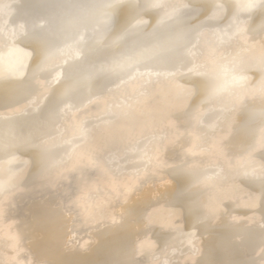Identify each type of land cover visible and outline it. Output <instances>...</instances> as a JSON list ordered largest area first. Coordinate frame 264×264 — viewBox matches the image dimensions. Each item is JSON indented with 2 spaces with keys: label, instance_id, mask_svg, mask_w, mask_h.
I'll list each match as a JSON object with an SVG mask.
<instances>
[{
  "label": "bare ground",
  "instance_id": "obj_1",
  "mask_svg": "<svg viewBox=\"0 0 264 264\" xmlns=\"http://www.w3.org/2000/svg\"><path fill=\"white\" fill-rule=\"evenodd\" d=\"M161 2L204 6L198 19L186 21L211 25L192 48L195 54L188 56L189 67L198 66L197 71L185 68L174 77L153 74L135 80L114 72L89 81L72 109L61 112L54 127L42 129L52 163L46 172L33 148L19 144L0 149V183L12 185L2 201L0 264H36L43 258L53 264H262L264 181L252 169L264 164V149L259 125L248 123L249 111L260 106L253 90L264 78L260 16L253 15L245 35L221 45L216 35L229 22L208 21L212 10L207 6L238 0ZM102 3L0 0V23L6 30L0 33L3 131L16 137L32 134L34 118L49 113L63 92L65 77L86 67L87 56H78L70 46L80 28L64 26L67 15L76 11L67 5ZM163 13L143 12L145 30L151 31ZM120 19L124 23L126 14ZM47 47L54 55L42 63ZM114 51L105 46L94 59ZM222 55L236 58L247 77L244 88L234 85ZM216 87L222 90L213 94ZM125 101L136 107L129 117L118 115L115 107ZM186 112L199 115L202 124L192 127L204 147L222 142L228 145L225 154L198 149L187 137L182 138L183 148L166 143L159 165L153 167L143 155L152 150L151 138L169 133L170 125ZM57 130H67L66 138L77 143H65ZM89 151L104 163L89 164L82 158ZM179 167L185 170L182 175L177 174ZM203 173L219 175L197 183ZM188 188V197L180 198L178 193ZM189 198L199 203L196 214L189 210Z\"/></svg>",
  "mask_w": 264,
  "mask_h": 264
},
{
  "label": "snow or ice",
  "instance_id": "obj_2",
  "mask_svg": "<svg viewBox=\"0 0 264 264\" xmlns=\"http://www.w3.org/2000/svg\"><path fill=\"white\" fill-rule=\"evenodd\" d=\"M69 9H76L74 13L70 12L64 20V26H79L80 31L74 37L70 38L71 47L77 55L87 56L88 63L81 71L65 77V87L60 96L53 101L52 108L47 115L38 113L35 119L34 132L25 137H16L8 131H3L7 125L0 121V149H7L19 144L33 148L37 153V164L42 172L48 171L52 167L48 159V149L46 139L42 135V129L45 126H55L58 122L61 112L67 113L73 107V101L81 93L88 82L97 77H105L110 73L119 72L121 78L128 76L135 80L140 76H149L153 74L175 76L178 72L183 73L185 68L189 72H196L198 66L189 67L188 56L194 55L192 48L198 47L203 30L210 27L207 22L202 21L199 25H191L187 19H198L197 13L201 12L204 6L189 4H166L161 0H148L140 3L139 0H104L100 5L78 6L67 5ZM212 10L208 21L228 20V29L216 35L217 41L224 45L234 37L245 35L248 31V23L254 14H259L261 24L260 32L264 35V0H238L235 4L215 2L209 5ZM148 9H163L164 13L157 25L151 31H146L147 22L142 19V13ZM184 9H190L184 12ZM247 13V15H241ZM126 14L127 20L121 23V15ZM135 20L136 23H132ZM175 21V23H170ZM23 29V25H21ZM5 26L0 23V33L5 32ZM111 36V40L105 45V40ZM108 47L115 50L108 54L104 59H94L98 49ZM42 63L47 62L53 55V48L47 47L42 52ZM223 67L226 72L231 71L232 82L235 86L244 88L247 77L243 69L237 65L235 57L222 55ZM261 64L264 65V56L261 57ZM163 67V71L161 68ZM193 89L196 85L193 84ZM222 89L216 87L213 94ZM260 98L259 108L249 111V125L258 124L260 128L259 144L264 149V78H262L259 88L253 90ZM117 114L129 117L136 107L133 103L125 101L115 106ZM202 124L198 114L186 112L183 119L177 118L175 124L170 125V132L163 136L154 135L151 138L152 150L146 151L143 155L147 162L153 167L160 163L159 155L166 143L175 147L183 148L185 146L182 138L192 137L195 146L198 149L211 152L215 155H224L228 148L227 144L214 142L207 148L204 147L201 134L192 127ZM66 131L58 135L64 139L65 143L71 145L77 143L75 140L66 138ZM83 136L87 135L85 128L81 129ZM191 150V149H190ZM82 158L89 164L99 167L104 161L96 157L91 151L85 153ZM223 170V169H221ZM178 175L184 173V168L176 169ZM252 174H258L264 181V164L257 170L252 169ZM209 173H203L196 177L197 183H208L214 180L216 176ZM11 184L0 183V215L4 212L2 201L9 194ZM190 188L181 190L178 193L180 198H187ZM264 197V193H262ZM199 203L195 199L189 198V210L193 214L197 213ZM261 252L262 264H264V231L261 233ZM33 264V262H31ZM36 264H53L47 258H43ZM155 264H162L161 261H155ZM163 264H169L165 261Z\"/></svg>",
  "mask_w": 264,
  "mask_h": 264
}]
</instances>
